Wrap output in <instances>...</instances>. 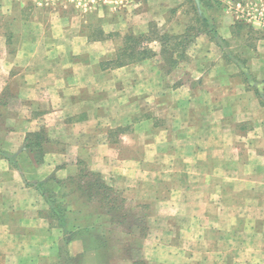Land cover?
<instances>
[{
    "label": "crops",
    "instance_id": "1",
    "mask_svg": "<svg viewBox=\"0 0 264 264\" xmlns=\"http://www.w3.org/2000/svg\"><path fill=\"white\" fill-rule=\"evenodd\" d=\"M17 1L26 5L27 1L36 0ZM58 1L59 7L63 4L74 7L77 13L76 25H70L68 19V22L62 20L67 15L62 9L53 11L47 21L41 24L42 30L37 34L40 37L28 38V33L20 35V53L8 51L3 55L6 41L2 40L0 27V50H3L0 51V81H4L3 85H0V97L5 94L2 96L4 99L0 98V123L5 127V134L0 137V264H38L44 255L60 258L64 254L73 259L81 257L83 264L91 259L95 258L96 262V259L101 258L104 248L99 245L88 248L83 231H95L93 226L104 221L107 228L114 231L110 227L114 225L112 216L107 212L94 216L88 214L86 225L77 224L76 220H72L67 229L70 232L68 235L64 228L58 227L59 220H54L49 203L36 187L53 173L60 178H69L80 172L79 165L76 164L77 158H91V169L98 171L106 179L115 172L128 174L124 164L116 162L118 149L105 143L103 136L93 137L92 131L104 126H148L150 123L145 122L144 117H140L139 121L135 120L137 110L145 112L164 109L171 113L169 115L174 120L173 126L176 129H186L183 136L170 132L171 145L187 144L197 136L204 148L214 140L225 137L223 130L228 125H213L210 131H205L204 127L198 130L199 127H196L193 120V110L196 107L194 99H200V95L202 100L212 107L217 102L211 95L223 89L225 91L227 82L234 84V95L237 93L241 97L239 93L243 94L244 91L238 65L221 52L214 55V40L208 31L200 35L202 40L197 43L199 47L195 55L179 60L178 66L174 68L177 73L174 78L184 74L189 77L196 75L200 80L196 84L190 85L187 82L177 87L165 85L164 79L168 76L162 67L165 61L161 50H154L152 57L125 65L115 64L126 46L127 36L135 34L141 36L143 42L146 38L148 42H155L157 34L161 36L164 33H189L192 27L190 17H193V14L191 16L184 10L186 0L40 2H43L44 6L54 7ZM209 1L195 0L197 11L203 12L210 20L215 19L219 36L227 38L232 31L241 29L239 16L228 7L231 0H221L219 3L225 4L222 7L215 4L208 7ZM10 2L12 0H0L2 15L11 13L6 6ZM22 9L23 7L20 10L24 11ZM20 22L19 32H22V29L27 31L32 26L29 20L22 18ZM12 31L16 33V30ZM197 38L199 39V36ZM159 43L162 46V42ZM7 44L9 46L10 42ZM254 49V55L248 58V64L251 70L256 72L258 79L264 80V67L256 68L258 60L264 63V40H257ZM151 94L156 96L154 101L151 99V102H148L146 97ZM9 95L13 98L11 102L6 99ZM235 104L243 102L237 99ZM249 107L253 116L251 109L260 107L258 99L253 100ZM241 109L248 113L246 109ZM115 110L122 113V116H117L119 120L107 115L108 111ZM180 111H183L181 117ZM209 124L208 121L207 125ZM40 130L45 134L37 142L39 147L27 146L28 143L36 142V136L33 134ZM154 141H158L156 143L161 146L168 143L167 139L154 138ZM149 142L153 144L152 141ZM67 143H86L89 146L85 151L77 146L72 156V153L64 150ZM150 144L148 145L151 146ZM217 145L219 148L220 145ZM188 148L190 150L191 146L188 145ZM4 150L16 153L19 169L4 157L1 153ZM39 156L41 160L38 159ZM218 156L221 157L218 159L223 161L224 155ZM73 160L76 161L68 163ZM114 162L118 166H115ZM54 187L57 191L60 190L58 184ZM126 192H129V189ZM60 201H63L68 211H75L78 207V204L69 198H62ZM104 226L105 224H102L100 228L103 229ZM99 232L102 233L100 230ZM66 234L69 239L64 243L66 250L63 252L60 240L61 237H66ZM167 247L170 248L169 245ZM256 247L259 250L260 246ZM143 251L146 252L147 248ZM158 251L159 247L154 245L151 258L155 257Z\"/></svg>",
    "mask_w": 264,
    "mask_h": 264
},
{
    "label": "rangeland",
    "instance_id": "2",
    "mask_svg": "<svg viewBox=\"0 0 264 264\" xmlns=\"http://www.w3.org/2000/svg\"><path fill=\"white\" fill-rule=\"evenodd\" d=\"M40 1H27L26 5H22L19 1L12 0L6 5L11 13L2 15L0 10L2 40L6 41L4 51L0 50L1 52L18 53L21 50L19 41L22 34L28 33V38L33 39L40 37L37 34L42 30L41 24L47 21L53 11L62 9L67 14L62 20L76 25L77 13L72 5L63 4L59 7L58 1L51 7L52 5L44 6ZM219 2L221 0H210L207 6L225 5ZM230 2L241 3L245 12L251 10L254 14L242 17L234 10L239 16L241 29L232 31L227 38L218 35V38L214 39V55L221 52L222 55L225 54L223 56L227 55L236 62L244 85L243 94L239 95L243 97L237 93L234 95V84L227 82L225 91L223 89L211 95L217 102L215 105H207L199 95L200 99H194L196 107L193 110V120L196 127H199L198 130L204 127L205 131H210L213 125L222 126L226 123L228 127L223 130L225 137L214 140L204 148L196 135L193 143H187L191 146L190 150L186 143L171 145L170 132L180 136L186 133L184 127L176 129L173 126L174 120L169 115L171 113L164 109L145 112L137 110L135 120L139 121L140 117H144L145 122L150 123L148 126H104L92 131L93 137L103 136L105 143L118 149L116 162L123 163L128 169V174L115 172L106 179L104 175L91 169V158H77L76 164L80 168L77 174L60 178L53 173L46 178H52L48 180V188L50 187L57 196V202L63 203L60 199L69 198L78 204L77 209L70 211L72 213L69 215L56 216L55 212H52L54 220H59L58 227L63 223L66 224L65 229H69L72 220H76L77 224L86 225V215L94 216L101 212L109 213L114 220V225L110 227L115 233L107 228L105 221L94 225L95 231L83 233L88 247L99 245L104 248L101 258L96 259V262L95 258L91 259L85 264H264V80L258 79L256 72L252 71L248 64V58L254 55L256 41L264 40V0ZM21 7L24 11L20 10ZM195 7L194 0H186L184 3V10L191 16L193 14V17H190L192 27L189 30L192 41L182 49L185 58L195 55L199 47L197 43L202 40V33L209 27L216 30L215 19L209 20L210 25L206 24L198 16ZM22 18L29 20L32 26L27 31L22 29V32H19ZM13 26L17 28L14 29ZM12 30H16V33ZM158 38L159 34L155 42H148V39L142 41V48L148 47L159 52L162 46ZM40 51L42 52V49ZM263 65L264 63L258 60L256 68L261 69ZM162 67L168 76L164 79L165 85L177 87L181 83L189 82L191 85L200 81L196 75L189 77L184 74L174 78L177 75L176 69L169 72L171 67L166 63H163ZM2 81L1 79V86ZM155 96L151 94L146 98L151 102ZM10 97L12 96L6 98L9 102L13 99ZM237 99L243 104L236 105ZM256 99L260 107L251 109L252 116L249 105ZM133 101L132 104L135 103ZM241 108L246 109L248 113L243 112ZM182 113L183 111H180V117ZM107 115L119 120L117 116H122V113L115 110L108 111ZM4 134L5 127L2 125L0 137ZM44 134L43 130H40L35 131L33 136L40 139ZM154 138L167 139L168 143L158 145ZM217 144L220 145L219 148ZM77 146L85 151L88 150L89 144L67 143L64 150H68L73 156ZM38 147L36 145V148ZM218 155H224L223 161L218 159L221 158ZM38 159L41 160V156ZM114 165L118 166L115 162ZM56 179L63 184H58V191L54 187ZM100 184L108 188L103 189ZM127 189L129 192H126ZM102 224H105L103 229L100 228ZM65 242L66 237H61L63 252L66 250ZM154 245L159 247V251L151 258ZM143 246L147 248L146 252L143 251ZM256 246H260L259 250ZM60 258L44 255L38 264L84 262L81 257L73 259L64 254Z\"/></svg>",
    "mask_w": 264,
    "mask_h": 264
},
{
    "label": "trees",
    "instance_id": "3",
    "mask_svg": "<svg viewBox=\"0 0 264 264\" xmlns=\"http://www.w3.org/2000/svg\"><path fill=\"white\" fill-rule=\"evenodd\" d=\"M195 6H196V3H195ZM195 8L197 11L198 7L196 6ZM197 14L199 17L202 18V20L206 24L210 25V21H209L210 19L203 12L199 13L197 11ZM206 31H208L211 34L213 40L218 38V33L213 27H209V29ZM140 38L141 36H134V35H130L126 37V46L121 51L119 60L115 62L116 65H125V64L131 63L136 60L138 61L140 59H144L145 57H152L155 54L154 50H152L151 48H148V47L142 48L141 42L143 41V39H140ZM158 39L162 42L161 52L164 57V61H165L164 63H166L168 66L171 67V69H168V71L171 72L174 68L178 66L179 60L186 59L185 58L186 56L184 57L185 52L184 51L182 52V49L184 47L186 48L189 45L188 43L192 41V38L189 35V33L184 34V35H174V34L164 33L161 36H159ZM35 139H36V142L34 143L35 144L34 146L36 148L39 138L37 137ZM26 145L29 147L32 146L29 143ZM1 153L12 164H14V166H16L19 169L18 161L16 159V153L10 154V152H7L5 150L1 151ZM51 179L52 178L41 181L40 183L37 184L36 187H38V190L40 191V193L46 198L47 202L50 205L51 210L55 212L56 216L58 215L63 216L64 214L69 215L72 212L68 211L63 203L57 202L56 201L57 196L50 189V187L48 188V182H49L48 180H51ZM56 182H57L56 184L63 185L61 184L60 180L56 179ZM72 186H73V183H72ZM80 187L81 186H79V188ZM100 187L103 189L108 188V186L104 184H100ZM72 189H75V188L72 187ZM65 226L66 224L60 223V227L65 229ZM65 230H66V233L69 235L70 232H68L67 229ZM83 233L89 234L91 232H89V230H85V232L83 231ZM67 234H66V240L69 239Z\"/></svg>",
    "mask_w": 264,
    "mask_h": 264
},
{
    "label": "built area",
    "instance_id": "4",
    "mask_svg": "<svg viewBox=\"0 0 264 264\" xmlns=\"http://www.w3.org/2000/svg\"><path fill=\"white\" fill-rule=\"evenodd\" d=\"M229 7L235 11L238 12V14L242 17H244L245 15H252L254 14L251 10H248L247 12H245L242 7H241V3L237 2V3H231L229 5ZM251 11V12H250Z\"/></svg>",
    "mask_w": 264,
    "mask_h": 264
}]
</instances>
